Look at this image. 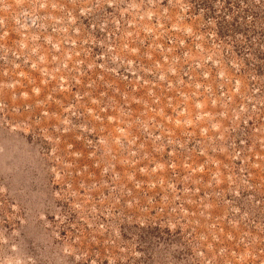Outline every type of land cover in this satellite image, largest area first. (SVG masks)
<instances>
[{
  "label": "rangeland",
  "instance_id": "374dc122",
  "mask_svg": "<svg viewBox=\"0 0 264 264\" xmlns=\"http://www.w3.org/2000/svg\"><path fill=\"white\" fill-rule=\"evenodd\" d=\"M0 264H264V0H0Z\"/></svg>",
  "mask_w": 264,
  "mask_h": 264
}]
</instances>
